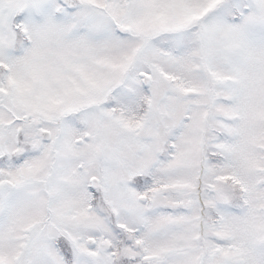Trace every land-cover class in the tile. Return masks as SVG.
Here are the masks:
<instances>
[{"label": "snow or ice", "instance_id": "1", "mask_svg": "<svg viewBox=\"0 0 264 264\" xmlns=\"http://www.w3.org/2000/svg\"><path fill=\"white\" fill-rule=\"evenodd\" d=\"M0 264H264V0H0Z\"/></svg>", "mask_w": 264, "mask_h": 264}]
</instances>
